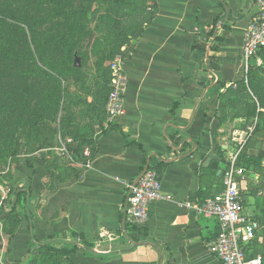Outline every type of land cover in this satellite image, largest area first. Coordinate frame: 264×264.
I'll return each instance as SVG.
<instances>
[{
	"label": "crops",
	"instance_id": "crops-1",
	"mask_svg": "<svg viewBox=\"0 0 264 264\" xmlns=\"http://www.w3.org/2000/svg\"><path fill=\"white\" fill-rule=\"evenodd\" d=\"M138 1L129 22L140 32L121 48L125 115L106 127L105 103L92 95L82 103L81 91L69 116L59 115L50 146L34 150L39 139L27 134L7 181L26 190V201L14 235L6 234V264H221L208 250L219 225L195 207L222 190L220 174L249 135L243 152L264 169V127L255 133L258 118L247 116L253 94L242 53L256 0ZM251 64L264 80V52ZM81 140L92 144L90 168V147L74 152ZM148 168L172 199L150 204L134 230L126 184ZM239 190L246 217L259 225L247 253L264 264V176L247 170ZM47 245L68 253L48 258Z\"/></svg>",
	"mask_w": 264,
	"mask_h": 264
},
{
	"label": "rangeland",
	"instance_id": "rangeland-1",
	"mask_svg": "<svg viewBox=\"0 0 264 264\" xmlns=\"http://www.w3.org/2000/svg\"><path fill=\"white\" fill-rule=\"evenodd\" d=\"M91 1L0 0V31L3 33L0 40V200L8 199L11 188H20L8 185L10 170L22 160L27 134L37 132V118L57 129L54 97L62 86L67 88V98L70 94L75 98L81 92L80 84L72 78L65 82L61 79L59 83L58 76L62 77L73 63L68 40L75 42L79 36L83 37L80 50L84 57L85 81L92 84L94 80L96 46L104 47L103 39L108 32L104 21L107 16L115 18L117 12L112 6L110 10L105 7L87 10ZM60 5L68 10H81V13L44 24L46 14L58 10ZM55 34L63 41L45 42L46 37L53 39ZM110 62L111 59L104 62L108 71ZM39 67L49 75H37L35 70ZM8 212V207L0 209V264H6L9 256L5 249L10 240L2 221V215Z\"/></svg>",
	"mask_w": 264,
	"mask_h": 264
},
{
	"label": "built area",
	"instance_id": "built-area-1",
	"mask_svg": "<svg viewBox=\"0 0 264 264\" xmlns=\"http://www.w3.org/2000/svg\"><path fill=\"white\" fill-rule=\"evenodd\" d=\"M258 12L244 30L242 53L246 65L264 48V0H256ZM110 92L106 111V127L117 118L125 115V97L128 92V77L125 73L124 54L120 53L109 63ZM246 140L240 141L239 147L229 156L227 168L221 172L223 188L218 193L200 202L196 212L205 218L215 219L219 225L218 236L209 242L208 250L221 264H263L261 257H250L248 246L255 239L259 229L257 222L249 220L244 213V206L239 190V180L245 177L238 161L243 153ZM86 167L91 166L90 148L84 149ZM128 198L126 203V219L131 226L140 227L149 218V206L153 202L168 201L172 197L163 192L162 182L152 169H146L135 183L126 184ZM3 201V200H2ZM2 202H0L1 208ZM183 206H186L184 204ZM103 237L110 242L114 235Z\"/></svg>",
	"mask_w": 264,
	"mask_h": 264
},
{
	"label": "trees",
	"instance_id": "trees-1",
	"mask_svg": "<svg viewBox=\"0 0 264 264\" xmlns=\"http://www.w3.org/2000/svg\"><path fill=\"white\" fill-rule=\"evenodd\" d=\"M140 3L142 5L139 4L138 0H92L89 6H87V10L98 7H105V9H107L112 6L116 8L117 13L115 18H113L112 16H107L104 21L108 32L103 39L104 47H102L101 44L96 46V50L94 53V57L97 59V63L95 64L96 75L92 84H87L85 81V68L83 66L84 57L80 50L83 37L79 36V39L75 42H71V40L67 41V44L71 46L70 52L72 53L73 63L68 66V68L66 69V73L62 74V77L58 76V78L60 79L59 83H61V79L64 82L67 79L69 80L70 78L76 80L80 84L81 91L85 94V96L80 97V101L82 103L86 102L85 100L89 95H92L94 96L95 101L105 103L106 105L110 92V72L105 69L104 62L108 59H111L112 61L116 55L121 53V48L128 43L129 36L135 35L140 32L138 23L135 25L129 22V20L135 16V13H137L139 8L143 6V1H140ZM87 10H84L85 13H88L86 12ZM79 13H81V10H68L67 7L60 5V8H58V10L53 11L50 14H46L45 18H43V23L45 24L55 19H69V17H72L73 15ZM114 27L115 29H113ZM2 38L3 33L0 31V40ZM56 40L58 42L63 41V39L59 35L55 34L53 39L46 37L45 42L48 43L49 41ZM263 52L264 48L261 49L257 54ZM256 55L253 58H255ZM76 56L81 59V68L74 67ZM252 60L249 62V73L247 77L249 83L248 88L252 92L254 98L251 97V95L249 96L252 102L248 104L247 116L258 118V124L255 131V133H257L260 132L264 127V112L262 111L264 109V80L261 76V73H263V71L261 70V68H255V66L251 64ZM255 69L260 71V75L259 73L255 74ZM35 72L37 73V75H39V73L43 75H49V73L41 67L37 68ZM67 97V88L66 86L65 88H63L62 86L61 92H59L56 98L54 97L55 100L53 101L55 107H57V115L54 118L55 121H57L59 115H61L62 121L65 116H69V111L71 110L70 103L73 98H71V94L70 98ZM92 107L94 108L93 105ZM37 120L39 123H37V132L35 133V135H33V138H35L33 140L36 141L37 139H39V145L35 144L33 146L34 150L50 146L57 132L56 128L52 127L51 125L48 126L46 122L40 121L38 118ZM85 147H90L91 152H93L92 144L88 140H81V142L78 144V148L74 150V152L78 153ZM258 159L261 158H250L247 157L243 152L238 161V167L243 168L245 172L247 170H252L262 177L264 176V169L257 164ZM220 178L222 179V175H220ZM25 197L26 190H24L23 188H11L8 199L3 201L0 200V202H2L0 209L3 210L7 207L9 209L8 213H4L2 215V221L4 223L5 233L10 236L14 235L16 227L20 225L21 218L18 213V207H20L22 203L26 201ZM132 228L134 230L136 229L135 226H133ZM45 250L47 252L48 258H51L53 255H67L68 253V251L57 250L48 245L46 246Z\"/></svg>",
	"mask_w": 264,
	"mask_h": 264
},
{
	"label": "water",
	"instance_id": "water-1",
	"mask_svg": "<svg viewBox=\"0 0 264 264\" xmlns=\"http://www.w3.org/2000/svg\"><path fill=\"white\" fill-rule=\"evenodd\" d=\"M81 66H82V64H81V59L78 57V56H76L75 57V61H74V67L75 68H81ZM213 159H217L215 156H209L208 158H207V160H206V164H209ZM205 164V165H206ZM109 248H104V250L105 251H107Z\"/></svg>",
	"mask_w": 264,
	"mask_h": 264
}]
</instances>
